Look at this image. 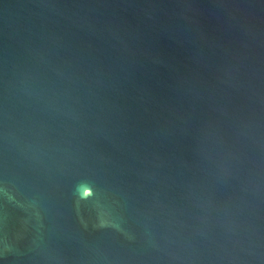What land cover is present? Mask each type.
Here are the masks:
<instances>
[{
	"label": "water",
	"instance_id": "water-1",
	"mask_svg": "<svg viewBox=\"0 0 264 264\" xmlns=\"http://www.w3.org/2000/svg\"><path fill=\"white\" fill-rule=\"evenodd\" d=\"M0 264H264V0H0Z\"/></svg>",
	"mask_w": 264,
	"mask_h": 264
}]
</instances>
